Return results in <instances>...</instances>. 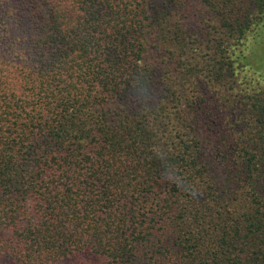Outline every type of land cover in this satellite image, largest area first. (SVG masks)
Returning <instances> with one entry per match:
<instances>
[{
    "label": "trees",
    "instance_id": "trees-1",
    "mask_svg": "<svg viewBox=\"0 0 264 264\" xmlns=\"http://www.w3.org/2000/svg\"><path fill=\"white\" fill-rule=\"evenodd\" d=\"M0 264H264V0H0Z\"/></svg>",
    "mask_w": 264,
    "mask_h": 264
}]
</instances>
